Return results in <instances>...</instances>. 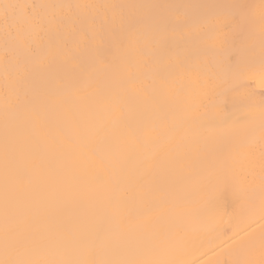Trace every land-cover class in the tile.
Wrapping results in <instances>:
<instances>
[{"label":"bare ground","instance_id":"6f19581e","mask_svg":"<svg viewBox=\"0 0 264 264\" xmlns=\"http://www.w3.org/2000/svg\"><path fill=\"white\" fill-rule=\"evenodd\" d=\"M260 2L0 0V259L6 238L27 257L79 259L103 224L98 258L260 264ZM241 4L257 6L250 35L232 22ZM237 51L256 81L243 124L239 103L213 107ZM222 174L235 190L213 200Z\"/></svg>","mask_w":264,"mask_h":264},{"label":"snow or ice","instance_id":"6c2138e0","mask_svg":"<svg viewBox=\"0 0 264 264\" xmlns=\"http://www.w3.org/2000/svg\"><path fill=\"white\" fill-rule=\"evenodd\" d=\"M35 5H5V9L8 8H19L22 11V15L26 18H35V12L33 11ZM239 12L233 17V24H235L240 30L241 33H247L250 35L253 26L256 23L257 13L255 11V5H238ZM259 12V23L261 28L262 36H264V0H261L260 5L258 6ZM7 19V15H6ZM127 31L130 35H134L139 31V24L135 21H129L127 23ZM228 27H231L229 25ZM132 41L129 40L128 44L131 45ZM238 51L235 55L231 57L232 63H229L227 59L221 61V63L226 64L228 68L232 71L233 83L227 87L221 89L217 92V95L223 97V99L213 105L216 115L223 117L227 111L229 103H239L242 108H244L243 116L238 121H233V124H243L247 122L255 108L253 101V92H249L246 95H241V89L255 88V80L249 78V75L244 71L242 67V61L238 59ZM259 83L261 86V96H264V64L261 66ZM260 114L262 122H264V102L260 105ZM178 128L183 127V123L177 126ZM229 189L235 190V183L233 177L222 174L215 177L212 185V198L217 200L224 192ZM261 219H264V201L261 202L259 208ZM106 239V231L104 225L101 224L98 226L96 243L93 246H89L84 249L82 257L79 259L71 258H34L27 257L21 251L20 246H12L7 243L6 238V248H5V258L0 259V264H187L186 261H181L179 259H139V260H111V259H102L98 258V253L101 248H103ZM154 253L159 254L160 249H154ZM261 262L264 264V239L261 243ZM217 264H221L220 261H217ZM224 264H256L253 259L236 256L230 262H224Z\"/></svg>","mask_w":264,"mask_h":264}]
</instances>
